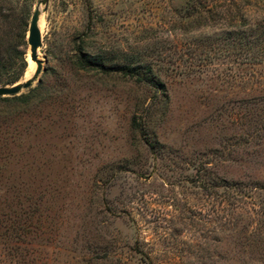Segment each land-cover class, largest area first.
I'll list each match as a JSON object with an SVG mask.
<instances>
[{
	"label": "rangeland",
	"instance_id": "rangeland-1",
	"mask_svg": "<svg viewBox=\"0 0 264 264\" xmlns=\"http://www.w3.org/2000/svg\"><path fill=\"white\" fill-rule=\"evenodd\" d=\"M42 1L0 0V87L27 78ZM187 3L43 5L41 74L21 95L52 94L27 111L0 103L21 111L0 159V264H264L199 179L264 188V84L247 83L259 68L242 46L216 41L245 27L199 26ZM127 65L144 81L117 72Z\"/></svg>",
	"mask_w": 264,
	"mask_h": 264
},
{
	"label": "trees",
	"instance_id": "trees-1",
	"mask_svg": "<svg viewBox=\"0 0 264 264\" xmlns=\"http://www.w3.org/2000/svg\"><path fill=\"white\" fill-rule=\"evenodd\" d=\"M187 12L197 13L196 23L199 26H205L211 20L218 19L225 21L231 27H245L243 31L235 33L227 32L221 35L216 41H225L234 46H242L238 48L240 59L246 66L256 67L259 69H252L250 78L247 83L254 85V83L264 84V0H187ZM215 9V10H214ZM247 9V10H246ZM256 9L257 12L262 13L260 19H256L250 23L248 15L249 11ZM249 29V30H247ZM81 64H84L81 62ZM92 66L91 63L87 64ZM29 68V67H28ZM10 69L5 63L0 60V77L9 72ZM98 71L104 75L110 71L105 66L100 67ZM138 68L127 65L117 72L122 77L136 78L137 82H143L144 79L138 72ZM28 72V70H27ZM26 72V73H27ZM21 73H19L20 75ZM258 74V75H257ZM260 75V76H259ZM19 77V76H18ZM17 77V79H18ZM258 77V79H256ZM260 78V79H259ZM15 80V79H14ZM4 82V85L14 83L15 81ZM156 88H164L163 84L154 83L149 80ZM1 85V81H0ZM52 91L43 92L36 88L30 90L27 95H21L13 98H0V103L13 104L24 111L33 109L39 103L38 100L46 96H50ZM18 109L14 112H7L5 109H0V159L5 154L13 152L11 147L12 142H9L7 134H10L8 120L11 116H18ZM12 121V120H11ZM135 126L137 125L135 121ZM140 124V123H139ZM143 125H145L143 123ZM141 127V125H139ZM16 130V127L14 128ZM14 138H19V134L14 135ZM152 147L154 145L151 144ZM213 181L211 178H204L200 176L201 188L207 189L211 187L217 191V197L223 205L228 206V218L235 233L239 234L244 246H247V255H255L257 259L249 258L250 260L264 259V200L262 199V191L264 188L257 186L255 182H248L247 184L241 181L229 180L225 177L215 176ZM244 225H239L243 224Z\"/></svg>",
	"mask_w": 264,
	"mask_h": 264
},
{
	"label": "water",
	"instance_id": "water-1",
	"mask_svg": "<svg viewBox=\"0 0 264 264\" xmlns=\"http://www.w3.org/2000/svg\"><path fill=\"white\" fill-rule=\"evenodd\" d=\"M48 0H43L42 4L34 12L28 34V45L30 47L31 60L37 64L36 73L31 80H23L22 82L13 86L0 87V98H10L21 95L23 92L29 90L35 80L41 74V62L39 61L38 51L42 47V35L40 30V19L43 12V5Z\"/></svg>",
	"mask_w": 264,
	"mask_h": 264
},
{
	"label": "bare ground",
	"instance_id": "bare-ground-1",
	"mask_svg": "<svg viewBox=\"0 0 264 264\" xmlns=\"http://www.w3.org/2000/svg\"><path fill=\"white\" fill-rule=\"evenodd\" d=\"M43 13V12H42ZM41 21H43L42 19H41ZM41 29H42V22H41ZM40 29V30H41ZM36 70H37V64L35 63V62H31V64H30V69H29V72H28V74H27V78H26V80H31V79H33V77H34V75H35V73H36Z\"/></svg>",
	"mask_w": 264,
	"mask_h": 264
}]
</instances>
